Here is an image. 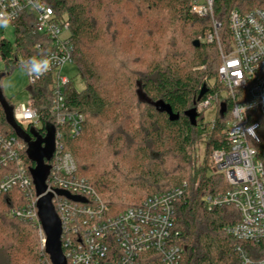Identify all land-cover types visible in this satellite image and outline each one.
Listing matches in <instances>:
<instances>
[{"label":"trees","instance_id":"obj_1","mask_svg":"<svg viewBox=\"0 0 264 264\" xmlns=\"http://www.w3.org/2000/svg\"><path fill=\"white\" fill-rule=\"evenodd\" d=\"M42 1L58 17H67L75 46L73 64L85 80L81 91L72 81L65 89L69 108L85 117L81 135L63 139L76 160L78 176L89 181L111 215L186 185L176 206L172 235L183 249L181 264H239L238 242L225 233L226 227L238 223L239 213L232 206L210 210L205 200L227 192L229 186L222 176L210 174L207 157L204 164L195 166L192 153L203 137L205 155L225 147L231 104L219 107L213 126L203 124L201 116L193 126L186 116L197 106L203 86L207 88L203 99L224 91L218 78L220 49L216 42H204L212 29L211 20L188 17L189 0ZM254 9L264 10V0H215L214 17L221 24L224 52L232 49L231 12ZM32 22L23 15L10 25L14 41L0 39V58L5 63L0 90L3 78L16 67L32 58L39 60L54 46L49 36L31 31ZM196 40L201 42L199 47L194 46ZM52 84L50 74L28 88L42 122L40 130L13 125L0 101V136L14 137L25 145L22 155L30 170L35 164L17 130L32 142L36 137L46 138L48 127L58 128L51 112ZM5 101L14 112L15 106ZM159 102L169 105L179 119L171 121L158 111ZM254 116L260 125L257 159L264 166V114ZM169 157L179 164L168 166ZM12 169L13 165L0 169V181ZM26 203L18 187L0 193V264H52L41 249L34 225L11 216L13 209Z\"/></svg>","mask_w":264,"mask_h":264},{"label":"built area","instance_id":"obj_2","mask_svg":"<svg viewBox=\"0 0 264 264\" xmlns=\"http://www.w3.org/2000/svg\"><path fill=\"white\" fill-rule=\"evenodd\" d=\"M214 2L189 0L185 11L192 19L211 20L212 29L204 42H216L222 59L218 78L224 91L198 102L195 107L198 119L213 109L212 120L206 122L202 117L203 124L213 126L219 107L231 104V119L224 131L226 145L210 155L214 171L224 178L229 190L207 196L205 200L210 210L232 206L239 213L238 223L225 228V233L238 242L235 252L239 264H264V166L257 159L260 125L254 116L264 114V10L231 12L228 28L232 49L224 52L219 33L221 24L214 17ZM0 12L12 17L8 26L23 15L31 17V31L49 36L53 41L54 46L37 60H49L50 64L41 63L35 73L26 71L30 85L50 74L53 76L51 112L58 128L54 130V154L46 161L49 166L47 193L53 195L52 203L61 222L67 264H181L183 249L174 243L172 235L176 206L186 185L155 194L139 206L111 215L89 181L78 176L76 160L64 147V136L79 137L85 121L81 112L69 108L65 89L71 80L61 74L66 64H73L75 49L67 17H58L42 0H0ZM13 117L23 129L43 127L31 99L15 107ZM0 149V169L13 165L12 171L0 181V193L8 194L16 187L22 190L27 203L13 209L11 216L34 225L41 249L45 251L46 235L38 217L39 197L22 155L25 145L14 137L0 136ZM58 191L85 202L72 201Z\"/></svg>","mask_w":264,"mask_h":264},{"label":"water","instance_id":"obj_3","mask_svg":"<svg viewBox=\"0 0 264 264\" xmlns=\"http://www.w3.org/2000/svg\"><path fill=\"white\" fill-rule=\"evenodd\" d=\"M200 45L201 42L199 40H196L194 42L195 47H199ZM206 93L207 88L206 86H203L198 97V102L203 99ZM156 106L158 111H160L161 113H166L171 121H177L179 119V115L175 114L172 108L164 102H159L156 104ZM4 108L8 114L9 121L17 127L18 125L12 115L13 108L11 107L9 111L6 109V106ZM186 116L189 118L193 126H197L198 113L196 108L189 110L186 113ZM17 132L19 136L24 137L25 142L28 144V157L30 161L35 164V167L31 169L30 173L34 182L36 194L39 197L37 203L38 217L46 235L45 252L50 257V261L52 264H67V260L63 254L62 249L61 222L52 203L53 195L47 193V178L49 175V166L46 165V161H50L54 154L55 131L53 127H48V135L45 139L36 137V140L32 142H30V138L23 134L19 130V128ZM57 193L59 195L67 197L72 201L85 202L84 199L77 196H72L64 191H58Z\"/></svg>","mask_w":264,"mask_h":264},{"label":"rangeland","instance_id":"obj_4","mask_svg":"<svg viewBox=\"0 0 264 264\" xmlns=\"http://www.w3.org/2000/svg\"><path fill=\"white\" fill-rule=\"evenodd\" d=\"M0 39H6L10 42L14 41V31L12 26L0 27ZM5 63L0 58V73L4 71ZM201 69V68H200ZM61 74L70 79L74 85V87L81 91L85 88V80L83 76L79 73V70L75 64H66L61 71ZM30 82L27 76V71L24 66L16 67L10 75L3 78L1 83L0 90V100L2 105L9 111L11 106H9L5 99L10 101V103L15 107H20L22 104L28 102L29 98V88ZM201 117H204L206 122L212 120L215 115L213 114V109H209L208 111L202 113ZM205 138H201L198 143L192 148L193 160L195 166H201L204 164V160L207 157V164L210 167V174H217L211 164V157L209 154L205 155V143L201 144ZM167 165L176 166L179 164L176 158H168ZM220 176V175H219Z\"/></svg>","mask_w":264,"mask_h":264},{"label":"clouds","instance_id":"obj_5","mask_svg":"<svg viewBox=\"0 0 264 264\" xmlns=\"http://www.w3.org/2000/svg\"><path fill=\"white\" fill-rule=\"evenodd\" d=\"M12 17L10 14L5 12H0V27H7V25L11 22ZM41 63L43 65H49V60H43L42 62H37L35 58H32L30 60H27L24 62V66L26 67V70L29 72L35 73L38 72L41 66Z\"/></svg>","mask_w":264,"mask_h":264}]
</instances>
